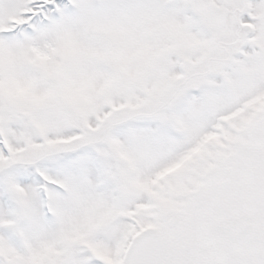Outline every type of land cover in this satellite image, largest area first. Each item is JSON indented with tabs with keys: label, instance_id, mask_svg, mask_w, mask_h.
Listing matches in <instances>:
<instances>
[{
	"label": "snow or ice",
	"instance_id": "6c2138e0",
	"mask_svg": "<svg viewBox=\"0 0 264 264\" xmlns=\"http://www.w3.org/2000/svg\"><path fill=\"white\" fill-rule=\"evenodd\" d=\"M0 264H264V0H0Z\"/></svg>",
	"mask_w": 264,
	"mask_h": 264
}]
</instances>
